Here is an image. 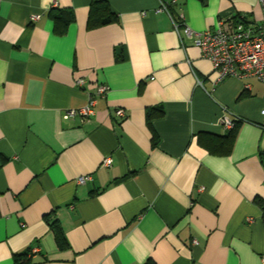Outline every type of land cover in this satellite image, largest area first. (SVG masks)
Returning <instances> with one entry per match:
<instances>
[{
  "label": "crops",
  "instance_id": "crops-1",
  "mask_svg": "<svg viewBox=\"0 0 264 264\" xmlns=\"http://www.w3.org/2000/svg\"><path fill=\"white\" fill-rule=\"evenodd\" d=\"M93 1L0 0V264H264V83L216 84L161 11L203 32L261 22L258 0H106L118 22L89 29ZM53 10L75 13L64 35ZM100 85L93 115L64 119ZM227 136L230 153L212 152Z\"/></svg>",
  "mask_w": 264,
  "mask_h": 264
},
{
  "label": "built area",
  "instance_id": "built-area-1",
  "mask_svg": "<svg viewBox=\"0 0 264 264\" xmlns=\"http://www.w3.org/2000/svg\"><path fill=\"white\" fill-rule=\"evenodd\" d=\"M258 2L263 12L261 22H250L246 16L238 15L221 19L214 27L203 32L191 29L182 14L175 19L165 5L162 6L161 11L168 12L184 49H186L185 38H187L199 48L202 56L212 63L218 76L216 84L229 77L256 78L264 83V0H258ZM198 83L202 85L199 79ZM80 84L83 85V81H80ZM108 91L109 88L106 85H100L86 107L69 109L64 114V119L93 115L95 97L105 96ZM117 115L125 118L126 112L124 109H119ZM261 117L260 127L264 130V109L261 111ZM240 121H242L240 118L224 116L221 125L225 130H233ZM112 163V158L105 160L107 166H111ZM90 179L91 177H81L78 183L85 184ZM37 252L39 249L35 248L31 254Z\"/></svg>",
  "mask_w": 264,
  "mask_h": 264
},
{
  "label": "trees",
  "instance_id": "trees-1",
  "mask_svg": "<svg viewBox=\"0 0 264 264\" xmlns=\"http://www.w3.org/2000/svg\"><path fill=\"white\" fill-rule=\"evenodd\" d=\"M206 1V0H202ZM51 17L54 19L56 25V31L60 35L66 34L69 26L75 22L76 16L73 10L66 11H52ZM118 22V15L114 13L111 9V6L106 0H94L90 6L89 20H88V28L95 29L102 26H106L112 23ZM118 61L124 60V56H122V52L117 56ZM165 114V110L163 106L153 107L148 112V124L152 126V121L158 117H162ZM214 140L218 141L222 137L212 136ZM221 141L217 146L219 149H212V152L217 153L219 151L230 153L232 146V137L227 136ZM159 143V137L156 132H154L153 136V145L157 146ZM255 203L262 211V219L264 222V199L257 197L255 199ZM52 228L56 234V238L58 244L63 248L67 245L66 237L61 230L60 226L57 225V222L53 223ZM30 263V254L23 253L18 254L15 257V264H29ZM145 264H157L154 260L148 259Z\"/></svg>",
  "mask_w": 264,
  "mask_h": 264
}]
</instances>
